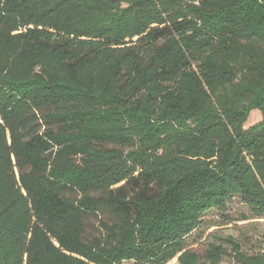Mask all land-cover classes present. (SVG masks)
Listing matches in <instances>:
<instances>
[{
	"label": "trees",
	"instance_id": "1",
	"mask_svg": "<svg viewBox=\"0 0 264 264\" xmlns=\"http://www.w3.org/2000/svg\"><path fill=\"white\" fill-rule=\"evenodd\" d=\"M235 197L264 218V0H0V264H264L185 246Z\"/></svg>",
	"mask_w": 264,
	"mask_h": 264
},
{
	"label": "rangeland",
	"instance_id": "2",
	"mask_svg": "<svg viewBox=\"0 0 264 264\" xmlns=\"http://www.w3.org/2000/svg\"><path fill=\"white\" fill-rule=\"evenodd\" d=\"M261 119V112L254 109L250 112L245 127H248ZM226 212L221 214L212 209L203 216L204 223L195 229L185 241V246L197 251H202L208 234L213 232L220 236H232L236 239L242 249L253 252L261 246L264 239V218H254L249 208L239 198L235 197L227 203ZM243 215L247 218L244 219ZM97 220L94 217L88 219L84 235L92 238L98 235ZM121 264H133L132 261H123ZM166 264H178L173 258ZM220 264H234L230 257H226Z\"/></svg>",
	"mask_w": 264,
	"mask_h": 264
}]
</instances>
